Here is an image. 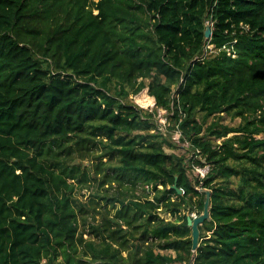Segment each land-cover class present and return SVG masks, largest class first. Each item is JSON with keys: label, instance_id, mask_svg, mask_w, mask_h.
Here are the masks:
<instances>
[{"label": "trees", "instance_id": "16d2710c", "mask_svg": "<svg viewBox=\"0 0 264 264\" xmlns=\"http://www.w3.org/2000/svg\"><path fill=\"white\" fill-rule=\"evenodd\" d=\"M62 261L264 264V0H0V264Z\"/></svg>", "mask_w": 264, "mask_h": 264}, {"label": "rangeland", "instance_id": "374dc122", "mask_svg": "<svg viewBox=\"0 0 264 264\" xmlns=\"http://www.w3.org/2000/svg\"><path fill=\"white\" fill-rule=\"evenodd\" d=\"M130 98H131V100L135 103V104H137V105H139V106H141V107H144V108H146V109H150V110H153L154 108H155V103H156V101H155V98L154 97H152V96H150L149 95V93H148V89L147 88H145L144 90H142L140 93H138V94H131L130 95ZM147 98V99H146ZM150 98V99H149ZM149 100V101H148ZM151 101V102H150ZM142 102V103H141ZM154 102V103H153ZM141 103V104H140ZM144 103V104H143ZM145 104H147V105H145ZM145 105V106H144ZM167 113V111L166 110H162V109H160L159 110V113H158V117H159V120H161V122H163V124H165L164 122H166V120H167V117L165 116V114ZM225 123H228V124H232V125H234V124H238L239 122H240V119L239 118H236V119H233V118H231L230 116H227V115H225L224 116V120H223ZM175 138L176 139H178L179 137L177 136V134H175ZM180 144V146H179V148H177V149H175V150H171V149H169V148H167V151L168 152H171V151H175V152H177V153H185V154H188V155H190V152H188V151H186V149H185V147L187 146V144H181V143H179ZM183 146H185V147H183ZM200 168H206V167H200ZM190 174L192 175V176H195V175H198V174H200L199 173V171L195 168L194 169V171L192 172V171H190ZM189 214V213H188ZM163 216L166 218V219H174V217L173 216H171L170 214H167V213H165V214H163ZM62 264H66L64 261H62Z\"/></svg>", "mask_w": 264, "mask_h": 264}, {"label": "water", "instance_id": "95a60500", "mask_svg": "<svg viewBox=\"0 0 264 264\" xmlns=\"http://www.w3.org/2000/svg\"><path fill=\"white\" fill-rule=\"evenodd\" d=\"M212 34V30L210 26H207L205 35L207 38H210ZM171 188H175L179 194L182 193V190L177 188V185L174 184L171 186ZM210 192H207V199L205 202V207L204 211L202 214L198 216H192L188 215L187 220H188V225L192 228V240H193V250H197L199 247L200 243V229L199 226L202 224L206 219L209 218L210 214Z\"/></svg>", "mask_w": 264, "mask_h": 264}, {"label": "built area", "instance_id": "2783aa9c", "mask_svg": "<svg viewBox=\"0 0 264 264\" xmlns=\"http://www.w3.org/2000/svg\"><path fill=\"white\" fill-rule=\"evenodd\" d=\"M227 50L229 51V48ZM159 122L161 123V127H160L161 130L165 131L166 125L168 124V119L166 120V122H164L165 124H163V122H161V120H159ZM176 134H177L178 137H180V132L179 131H177ZM174 138H175V136H174ZM176 140L178 141L179 138L176 139ZM196 169L199 171V173H200L199 175L202 176V177H204L206 175V173L208 172V167H206V168L196 167ZM193 216H197V214L194 213Z\"/></svg>", "mask_w": 264, "mask_h": 264}, {"label": "bare ground", "instance_id": "6f19581e", "mask_svg": "<svg viewBox=\"0 0 264 264\" xmlns=\"http://www.w3.org/2000/svg\"><path fill=\"white\" fill-rule=\"evenodd\" d=\"M146 99H147V98H146ZM149 99H150V98H149ZM148 101H149V100H148ZM150 102H151V101H150ZM141 103H142V102H141ZM141 103H140V104H141ZM153 103H154V102H153ZM143 104H144V103H143ZM145 105H147V104H145ZM145 105H144V106H145Z\"/></svg>", "mask_w": 264, "mask_h": 264}, {"label": "clouds", "instance_id": "9594fccd", "mask_svg": "<svg viewBox=\"0 0 264 264\" xmlns=\"http://www.w3.org/2000/svg\"><path fill=\"white\" fill-rule=\"evenodd\" d=\"M194 214V213H193ZM193 214H192V216H193ZM198 216V215H197ZM194 217V216H193Z\"/></svg>", "mask_w": 264, "mask_h": 264}]
</instances>
